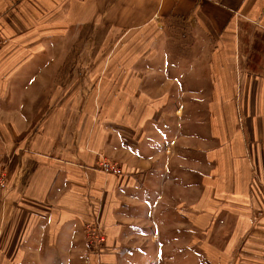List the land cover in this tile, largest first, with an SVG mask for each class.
<instances>
[{"label": "crops", "instance_id": "1", "mask_svg": "<svg viewBox=\"0 0 264 264\" xmlns=\"http://www.w3.org/2000/svg\"><path fill=\"white\" fill-rule=\"evenodd\" d=\"M169 18L188 23L189 53L145 55L141 79L91 71L88 95L56 80L54 41L76 27L131 36ZM243 25L264 32V0H0V165L15 173L0 264H264V74L242 65Z\"/></svg>", "mask_w": 264, "mask_h": 264}, {"label": "rangeland", "instance_id": "2", "mask_svg": "<svg viewBox=\"0 0 264 264\" xmlns=\"http://www.w3.org/2000/svg\"><path fill=\"white\" fill-rule=\"evenodd\" d=\"M153 29V31L151 29L146 30V33L138 31L136 35L126 36L125 32L122 31L114 35L109 30L76 27L75 30H72L71 41H54L55 54L66 55V62L62 63L65 67L61 68L62 70L56 74V80L63 82L64 78H66V86H78L81 84L86 88L88 95L95 86L96 81H98L91 71L100 72L115 66L119 72L135 70L134 76L141 79L144 77V69L142 67L145 63L143 60L145 55L159 53V48L161 49V53H164L167 49L174 53L182 52L185 54L190 52L192 35L187 22L181 21L178 18L163 19L160 22L154 23ZM254 32H258V30H252L250 26L243 25V30L240 33L239 56L244 66H246L248 56L254 53L251 48L252 41H254ZM157 39H165L166 41H156ZM129 54L133 58L131 66H127V63L124 62L126 56ZM114 55H118L119 58L116 60ZM147 63L150 65L149 62ZM259 67L261 68L259 73L264 74V50L263 53H260ZM189 114L190 111H183L182 117L184 121ZM202 119H204L202 111H199L197 127L201 125ZM76 125L77 118L74 111L69 110L68 106H66V130L67 128L72 130ZM182 127L183 134L191 132L189 125L185 124V122H183ZM66 136L68 137V135ZM3 170L6 173L7 179L5 187L0 188V191L6 189L15 174L11 172L10 168L7 169L6 166L0 165V171ZM97 221L99 222L98 218ZM99 224L100 234L103 236L104 241L96 240L95 243L91 244L95 248H100L106 242L104 227L102 223L99 222ZM183 257L185 260L186 254ZM187 257L190 256L188 255Z\"/></svg>", "mask_w": 264, "mask_h": 264}, {"label": "built area", "instance_id": "3", "mask_svg": "<svg viewBox=\"0 0 264 264\" xmlns=\"http://www.w3.org/2000/svg\"><path fill=\"white\" fill-rule=\"evenodd\" d=\"M3 41L1 28H0V45ZM97 169L105 175L119 176L124 173L122 167L117 163L109 160L106 157H102L97 164ZM6 173L5 171H0V188H4L6 184ZM256 217H260L264 220V207L259 208L254 211ZM100 224L94 219L86 224V236L90 244L95 243L96 240L104 241L103 236L100 234Z\"/></svg>", "mask_w": 264, "mask_h": 264}, {"label": "trees", "instance_id": "4", "mask_svg": "<svg viewBox=\"0 0 264 264\" xmlns=\"http://www.w3.org/2000/svg\"><path fill=\"white\" fill-rule=\"evenodd\" d=\"M253 40L251 48L254 53L248 56V60L246 62V69L251 73H259L261 68L260 64V53H263L264 50V32H254Z\"/></svg>", "mask_w": 264, "mask_h": 264}]
</instances>
